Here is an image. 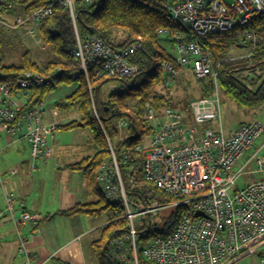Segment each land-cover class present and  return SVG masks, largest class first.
<instances>
[{
    "label": "built area",
    "instance_id": "built-area-1",
    "mask_svg": "<svg viewBox=\"0 0 264 264\" xmlns=\"http://www.w3.org/2000/svg\"><path fill=\"white\" fill-rule=\"evenodd\" d=\"M28 15H10L12 5L0 1V38L3 29H25L39 45L41 30L53 15L55 6L67 8L76 31L74 59L88 85L93 115L101 125L91 83L98 78H130L138 66L132 57L142 48V37L125 48H113L102 37L94 34L81 40L76 27L77 7H89L94 0H53ZM167 9L175 29L158 30V35L172 42L174 59L162 64L164 88L191 69L196 79L211 82L213 96L202 97L191 103L190 117L182 109L167 107L160 111L149 107L146 111L152 129L148 141L134 149L124 150L122 165H128L127 175L135 177L140 171L143 179L154 188L139 184L142 196L131 197L116 151V142L109 140L111 160L103 162L96 175L104 198L122 207L129 228L125 236L111 241V256L121 264H139L140 258L149 264H238L264 243V124L256 120L241 123L225 131L220 91V63L214 61L200 39L211 34L231 32L238 25H246L258 14L264 13V0H177ZM255 34L246 30L242 41L253 42ZM41 75L26 71L14 82L0 80V126L9 135L23 139L30 146L32 167L52 157L48 141L61 123L46 126L42 122L43 102L23 111L14 99L18 91L38 86ZM215 124V126H213ZM125 121L119 122V130ZM253 149V153L249 152ZM263 152V153H262ZM137 158H134V155ZM254 162L260 179L238 188L237 180ZM240 167L238 170H236ZM14 195L6 198L7 212H14ZM178 206L187 210L171 235L152 238L143 250L138 246L137 220L150 223L164 212ZM201 212L203 216L196 215ZM5 211L0 212V219ZM21 225H36L42 217L23 212ZM20 254L32 264L34 253L28 249V239L19 235Z\"/></svg>",
    "mask_w": 264,
    "mask_h": 264
},
{
    "label": "trees",
    "instance_id": "trees-1",
    "mask_svg": "<svg viewBox=\"0 0 264 264\" xmlns=\"http://www.w3.org/2000/svg\"><path fill=\"white\" fill-rule=\"evenodd\" d=\"M5 5H12L10 15H28L39 7H44L54 3L53 0H0ZM177 0H94V4L89 7H77L76 27L81 40H87L94 34L102 37L105 43L113 48H125L142 37V48L131 58L132 62L138 66V73L130 78H104L91 76L93 95L95 96L96 108L99 111L101 125L94 118L92 103L88 95V85L83 73L80 72L79 62L74 59L73 49L76 46L77 38L75 27L67 8L56 5L53 15L47 19L41 30V37L51 53L48 61L40 65L32 60L29 52L19 41L17 30L9 32L2 30L0 38V80L14 82L23 78L26 71L39 74L44 81L38 86H29L23 92L29 95L27 104L22 106L23 111L38 106L44 102L47 95L56 90L61 85H72L79 83V87L73 96L57 107L76 104L82 113V121H74L67 125L63 124L58 128L65 130H75V128H88L93 134V148L96 155L86 162H81L72 166L76 169L89 170L90 184L96 185V175L100 165L111 160L108 150L105 133L110 140L116 142V153L119 165L125 177V185L133 194L142 196V189L133 190L139 184L143 188H154L147 183L140 171L135 177L127 175L128 165H122V152L127 149H134L146 136L152 133L148 122L146 111L149 107L155 110H162L167 107H176L173 98L168 92L171 88H164L162 64L167 60L174 59L173 54L161 44V40L173 44L168 37L158 35L159 29H175L177 24L171 21L170 13L167 9L169 4ZM56 4V3H54ZM252 31L256 40L242 41L246 30ZM117 32H122L125 36L121 42L115 37ZM204 44L216 63H220V91L221 98L227 97L244 111H256L264 106V13L258 14L246 25H238L231 32L223 34H211L202 37ZM18 42L23 55L19 63L8 65L7 59L11 52L15 50ZM237 47L248 50L246 57L232 60L228 53ZM244 72H257V79H249L243 76ZM248 74V73H247ZM201 80V96H213L211 85L209 86ZM109 82H116L117 87L108 96H105L104 89ZM163 92H159V87ZM164 89H166L164 91ZM22 92L18 91L17 93ZM195 98L187 97L181 102L183 113L188 115L191 121V102ZM20 104V103H19ZM125 121L122 127L123 136H119V122ZM105 132V133H104ZM137 158L135 154L133 156ZM140 164V158H137ZM141 166V164H140ZM101 191V190H100ZM104 195V194H103ZM101 196V195H100ZM113 207V213L108 215V225L103 230V238L94 242L96 260L98 264H121L114 261L111 256L110 243L116 237L125 236L129 223L121 205L111 203L104 197L99 198L97 203L86 205L79 204L76 208L61 212L64 216H74L81 212L94 217H99L102 212H108ZM189 210L186 206H178L166 215H160V223L150 225L144 223L137 225V234L140 240L149 242L150 239L168 236L172 234L183 214ZM160 218V217H159ZM161 224V226H160ZM139 264H149L145 259L140 258Z\"/></svg>",
    "mask_w": 264,
    "mask_h": 264
},
{
    "label": "crops",
    "instance_id": "crops-1",
    "mask_svg": "<svg viewBox=\"0 0 264 264\" xmlns=\"http://www.w3.org/2000/svg\"><path fill=\"white\" fill-rule=\"evenodd\" d=\"M76 90V85L61 86L50 93L42 107L44 125L49 126L55 122L67 125L74 121H82V118L75 120L73 115L61 114L60 110L63 107H57L58 103L69 99ZM20 93L17 94L20 105L25 106L29 95L24 96ZM23 100L26 102L23 103ZM47 107L50 112L46 110ZM244 112L252 115L248 116L247 123L256 120L264 124V106L256 111ZM221 124L223 125V117ZM239 124L241 122L226 126V129L231 131ZM75 129L83 130V127ZM62 139V133H54L51 138L53 146L51 159L42 161L33 168L30 146L23 139L9 135L0 126V212L5 211L3 218L0 219V264H27L26 257L18 251L19 235L29 241L27 247L35 255L32 264H98L93 244L103 238V230L108 225V219L107 224L101 227V224L93 220L95 217L88 214L81 212L74 216L59 214L72 210L79 204L97 203L99 198L104 197L99 186V189H96L95 184H90L89 170L72 168L93 158L96 150L90 144L87 146L67 144ZM89 140L93 142V139ZM263 141L264 137L256 148H259ZM91 148L95 150L94 156L77 153L79 149L86 152ZM255 169L256 165L252 162L240 175L248 177L245 187L260 179ZM11 194L14 195L12 214L7 212L6 205V198ZM23 212L40 215L42 219L34 226L21 225ZM238 264H264V243L255 253L239 260Z\"/></svg>",
    "mask_w": 264,
    "mask_h": 264
},
{
    "label": "rangeland",
    "instance_id": "rangeland-1",
    "mask_svg": "<svg viewBox=\"0 0 264 264\" xmlns=\"http://www.w3.org/2000/svg\"><path fill=\"white\" fill-rule=\"evenodd\" d=\"M4 30H9V29H4ZM12 30H9V32H14ZM17 30V34H18V38L19 41L22 42L23 46H25V48L27 49V51L29 52L32 60L36 63H39L40 65H44L46 64V62L48 61L51 53L48 52V47L45 45V42L43 40L42 44L39 45L37 43L36 40H33L25 31V29H15ZM115 37H117V41L121 42V40L125 37L122 32H117ZM161 44L167 48V50H169L170 53H172L173 55H175V49L174 47H172L170 45V43L165 42L164 40H161ZM248 50L241 48L238 49L237 47H235L234 49H232L228 55L229 58H231L232 60L235 59H242L244 57H246L248 54ZM23 55L22 49L20 47V45L18 44V42L15 44V50L13 52H11L10 57L7 59L6 63L8 65L13 64V63H19L20 62V57ZM248 73V74H247ZM244 77L249 78V79H253L256 80L257 79V72H244L243 74ZM264 75H262L263 77ZM173 84L171 85V88L169 89V93L170 96L173 98L174 103L176 104V107H182L181 102L183 100H185L187 97H192L195 99H199L201 96V91H200V87H201V81L197 80L195 75L193 74L191 69H187L182 75L178 76V78H175L173 80ZM204 82V81H203ZM205 83H209L211 85V89H212V84L211 82H206ZM208 84V85H209ZM76 85L77 87H79V83L75 82L72 85H61V86H74ZM209 85V86H210ZM60 86V87H61ZM117 83L116 82H109L108 85L106 86V88L104 89V94L105 96H108V94H110L113 90L116 89L117 87ZM59 87V88H60ZM58 89V87L56 88ZM159 92H163V89L161 88V86L159 87ZM167 89V88H166ZM164 89V91L166 90ZM213 91V89L211 90ZM214 93V91H213ZM20 94H23L25 96L26 92H21ZM50 94L47 95V97ZM73 96V94L71 95ZM70 96V97H71ZM46 97V98H47ZM14 99L20 103V99L18 98V95L15 94ZM49 100V99H48ZM23 103L26 102V100L22 101ZM222 102H223V107H222V114H223V125H224V130L227 132L226 126H231V125H236L239 122L241 123H247L248 120V116L251 117L252 115L249 113H245L244 110L240 109L238 107V105H236L234 102H231L227 97H222ZM51 109H53V107H51ZM48 112H50V109L47 107ZM61 114L65 113L66 116L68 115H73V119L75 118V120H80L83 115L80 112L78 106L76 104L74 105H66L65 107H63L61 110ZM99 113V111H98ZM260 118V116H258ZM250 122V121H248ZM61 128H58L57 130L54 131L55 134L57 133H62L63 135V142L67 143V144H81V146L85 145L87 146L88 144H90V146L93 145V142L91 140H89L90 138L93 139V134L92 132L86 127L83 128V130H78L75 129L74 131H64V130H59ZM123 136V130H119V136L118 138ZM57 140V139H56ZM53 141V140H52ZM146 141H148V137H144L141 140V143L144 144ZM261 141V140H260ZM260 141H258L255 144V147L257 145H259ZM51 139L48 141V145L50 147H53L51 145ZM84 146V147H85ZM82 149L77 150V153H85V154H90L92 156H94L95 154V150L93 148H91V150H87L86 152H81ZM253 153V149H251V151L249 152V155H251ZM51 159V158H50ZM48 159V160H50ZM240 167H238L236 170H238ZM247 180L248 177L242 176L240 177V179L238 180V187H245V185L247 184ZM113 207L111 206L109 208L108 212L103 211L102 215H100L99 217H95L93 220L97 221L99 224L102 225L107 224V219H108V215L112 214L113 212ZM168 212H164L162 215H166ZM161 215V216H162ZM155 218L154 222L160 223L162 218ZM137 225L143 224L142 221L137 220ZM161 226V224H160ZM147 245V243L145 242V240H140V238L138 239V246L140 247V250H143Z\"/></svg>",
    "mask_w": 264,
    "mask_h": 264
},
{
    "label": "bare ground",
    "instance_id": "bare-ground-1",
    "mask_svg": "<svg viewBox=\"0 0 264 264\" xmlns=\"http://www.w3.org/2000/svg\"><path fill=\"white\" fill-rule=\"evenodd\" d=\"M243 35H244V34H243ZM242 37H243V36H242ZM108 150H109V145H108ZM134 192H135V191H129V194H130L131 197H136V196H137V195L135 196V195L133 194ZM137 197H138V196H137Z\"/></svg>",
    "mask_w": 264,
    "mask_h": 264
},
{
    "label": "water",
    "instance_id": "water-1",
    "mask_svg": "<svg viewBox=\"0 0 264 264\" xmlns=\"http://www.w3.org/2000/svg\"><path fill=\"white\" fill-rule=\"evenodd\" d=\"M196 215H197V216H198V215L203 216V214H202L201 212H197Z\"/></svg>",
    "mask_w": 264,
    "mask_h": 264
}]
</instances>
